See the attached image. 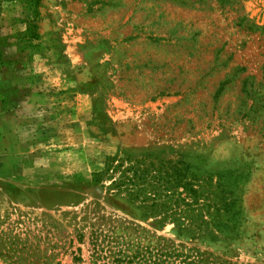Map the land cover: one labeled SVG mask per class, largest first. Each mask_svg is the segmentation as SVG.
Wrapping results in <instances>:
<instances>
[{"label": "rangeland", "instance_id": "obj_1", "mask_svg": "<svg viewBox=\"0 0 264 264\" xmlns=\"http://www.w3.org/2000/svg\"><path fill=\"white\" fill-rule=\"evenodd\" d=\"M0 264H264V0H0Z\"/></svg>", "mask_w": 264, "mask_h": 264}, {"label": "crops", "instance_id": "obj_2", "mask_svg": "<svg viewBox=\"0 0 264 264\" xmlns=\"http://www.w3.org/2000/svg\"><path fill=\"white\" fill-rule=\"evenodd\" d=\"M99 148V151L103 152L104 154L103 155H110V154H113L116 152L117 148H116V145L115 144H104Z\"/></svg>", "mask_w": 264, "mask_h": 264}]
</instances>
